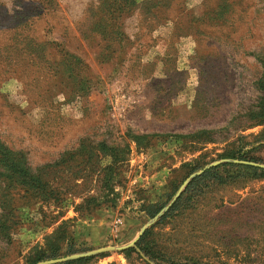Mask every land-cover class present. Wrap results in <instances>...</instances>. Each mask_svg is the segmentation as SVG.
I'll use <instances>...</instances> for the list:
<instances>
[{
    "label": "rangeland",
    "instance_id": "obj_1",
    "mask_svg": "<svg viewBox=\"0 0 264 264\" xmlns=\"http://www.w3.org/2000/svg\"><path fill=\"white\" fill-rule=\"evenodd\" d=\"M121 2L0 0V145L45 185L0 167V264L63 232L91 252L147 229L176 264H264V179L213 185L160 225L139 212L227 152L264 163V0ZM102 143L128 152L113 194Z\"/></svg>",
    "mask_w": 264,
    "mask_h": 264
},
{
    "label": "trees",
    "instance_id": "obj_2",
    "mask_svg": "<svg viewBox=\"0 0 264 264\" xmlns=\"http://www.w3.org/2000/svg\"><path fill=\"white\" fill-rule=\"evenodd\" d=\"M125 5H134V0H122ZM150 1L146 3L149 4ZM264 65V62H263ZM258 88L261 92V97L255 106V110L252 113V126H258L264 124V75L258 82ZM100 150L103 153H109L113 157V162L107 168H105V179L103 181V189L108 193H114V185L116 176L120 175L118 170L120 165L125 160H119V154H125L122 150H118L112 147H108L103 143L99 145ZM221 159L226 160L223 163L214 165L208 169H205L200 175L193 178L183 189L181 194L176 200L168 207V209L161 215L156 222V225L165 223L168 219L175 217L180 212L192 207L195 200L201 196L205 190L213 185H227L237 180L244 179H264V168L259 166H253L245 163L262 164L260 160L255 158H248L246 155H240L238 152L230 151L221 156ZM236 161V162H235ZM120 163V164H119ZM0 167L8 170L18 178L22 179L24 183L32 188H44L45 185L41 183V180L34 175H30L21 165L17 163L14 154L7 148H3L0 145ZM201 168H193L188 172L187 177L192 173L200 170ZM186 177V178H187ZM185 178V179H186ZM181 181L178 185L175 181L170 183L171 192L167 194L166 201L163 203H144L141 204L139 212H142L148 219L155 218L166 206L170 199L176 194L177 190L182 185ZM115 197L108 200L104 204H110L111 207L115 206ZM101 202L100 204H102ZM155 225V226H156ZM151 229H147L136 241L134 247L126 248L121 251L125 256L136 254L139 258H144L146 262L152 264H176L170 258H165L160 249L157 248L155 242L151 239ZM88 252V250H80L77 248L76 243L72 236L63 232L62 235L50 239L45 246V249H40L35 252L33 256H30L28 264H37L39 262L54 260L60 258H68L80 253ZM98 256H80L72 259H68L65 262L57 264H91ZM104 257V256H101Z\"/></svg>",
    "mask_w": 264,
    "mask_h": 264
},
{
    "label": "water",
    "instance_id": "obj_3",
    "mask_svg": "<svg viewBox=\"0 0 264 264\" xmlns=\"http://www.w3.org/2000/svg\"><path fill=\"white\" fill-rule=\"evenodd\" d=\"M236 162V161H235ZM240 163H243V164H249V165H253V166H259V167H263L262 165H257V164H252V163H245V162H240ZM219 164L218 163H214V164H211L207 167H205L204 169L202 170H199L197 172H195L194 174H192L187 180L186 182L184 183L183 187L181 188V190L174 196V198L169 202V204L155 217L153 218L154 220H157L161 215L164 214V212L168 209V207L176 200V198L181 194V192L183 191L184 187L193 179L195 178L196 176L200 175L205 169H208L214 165H217ZM142 234H139L138 237L136 238L135 241H133L132 243L126 245V246H123V247H119V248H116V247H107V248H102V249H98V250H94V251H91V252H88V253H85V254H80V255H74V256H71V257H68V258H60V259H54V260H47V261H43V262H39L37 264H57V263H62V262H65L66 260L68 259H72V258H76V257H80V256H97L98 254H101V253H105V252H108V251H122L126 248H130V247H134L135 246V243L136 241L139 239V237L141 236Z\"/></svg>",
    "mask_w": 264,
    "mask_h": 264
}]
</instances>
